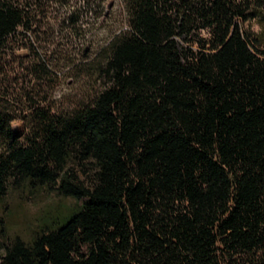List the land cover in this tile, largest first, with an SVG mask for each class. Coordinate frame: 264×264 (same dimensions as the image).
<instances>
[{"label":"trees","instance_id":"16d2710c","mask_svg":"<svg viewBox=\"0 0 264 264\" xmlns=\"http://www.w3.org/2000/svg\"><path fill=\"white\" fill-rule=\"evenodd\" d=\"M80 2L105 33L74 46ZM16 68L75 88L26 93L22 140L0 101V197L71 202L0 218V264H264V0H0V90Z\"/></svg>","mask_w":264,"mask_h":264},{"label":"rangeland","instance_id":"374dc122","mask_svg":"<svg viewBox=\"0 0 264 264\" xmlns=\"http://www.w3.org/2000/svg\"><path fill=\"white\" fill-rule=\"evenodd\" d=\"M83 9V17L79 21L83 32L79 35V38L75 37L69 43L70 45H79L82 40L86 42L90 41L93 37V33H100L102 36L105 33L104 24L93 25V17L91 18L92 12L89 11V7L86 3L80 2ZM62 15L65 11L60 12ZM94 13V12H93ZM63 17V16H62ZM245 28H251L258 31L259 25L252 21L250 23L244 24ZM29 35V46L36 45V38L32 31H28ZM68 39V37H64ZM81 45V44H80ZM31 50L25 49L19 50V53L25 54ZM8 80L6 79L3 83V91L8 90L6 96L0 98L2 104L5 108L12 112L14 115V120L12 121V127L17 136L22 140L27 132L26 122H27V102L26 93L32 96L35 100L41 101L42 96H49L51 101H60L63 96L69 93V88H75L72 84L71 78L63 79L60 78L57 81L53 91L47 89L44 83L35 82L31 77L26 78V74L21 68H16L15 71L8 74ZM37 83V84H35ZM38 88L39 91L33 92ZM73 92L75 91L72 90ZM70 199L60 197L56 194H51L45 190L30 191L29 188L24 185L18 188H11L8 190L6 195L0 197V218L7 221L9 234H19L21 236H27L30 226L35 223V221L41 217L43 214L48 212H54L59 209L63 204L70 203Z\"/></svg>","mask_w":264,"mask_h":264}]
</instances>
